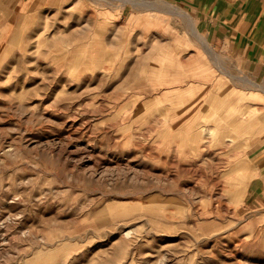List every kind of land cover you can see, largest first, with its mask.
Instances as JSON below:
<instances>
[{
	"label": "rangeland",
	"instance_id": "obj_1",
	"mask_svg": "<svg viewBox=\"0 0 264 264\" xmlns=\"http://www.w3.org/2000/svg\"><path fill=\"white\" fill-rule=\"evenodd\" d=\"M134 1L0 0V264H264V78Z\"/></svg>",
	"mask_w": 264,
	"mask_h": 264
},
{
	"label": "crops",
	"instance_id": "obj_2",
	"mask_svg": "<svg viewBox=\"0 0 264 264\" xmlns=\"http://www.w3.org/2000/svg\"><path fill=\"white\" fill-rule=\"evenodd\" d=\"M174 1L193 12L201 32L210 38L213 47L233 55L253 76L264 78V0ZM192 27L199 31L197 25L192 24ZM259 134L262 137L264 133ZM250 154L255 161L245 196L263 199V141Z\"/></svg>",
	"mask_w": 264,
	"mask_h": 264
},
{
	"label": "bare ground",
	"instance_id": "obj_3",
	"mask_svg": "<svg viewBox=\"0 0 264 264\" xmlns=\"http://www.w3.org/2000/svg\"><path fill=\"white\" fill-rule=\"evenodd\" d=\"M130 1L133 2L134 0H130ZM143 1H145V0H143ZM162 1H163V0H162ZM134 2H135V1H134ZM145 2H146V1H145ZM149 4H150V3H149ZM154 5H156V4H154ZM177 9H178V8H177ZM181 11H183V10L178 9L176 12H178V14H182ZM187 24H188V23H187ZM191 28H192V27H191ZM193 32L195 33L196 36H198L197 33H196L195 31H193ZM198 33H199V32H198ZM202 38H203V37H202ZM199 39H200V38H199ZM202 40L204 41V39H202ZM204 45H205V44H204ZM209 48H210V46H209Z\"/></svg>",
	"mask_w": 264,
	"mask_h": 264
}]
</instances>
